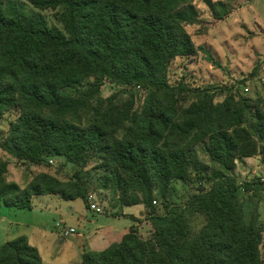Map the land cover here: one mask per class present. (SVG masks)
<instances>
[{"label":"trees","instance_id":"trees-1","mask_svg":"<svg viewBox=\"0 0 264 264\" xmlns=\"http://www.w3.org/2000/svg\"><path fill=\"white\" fill-rule=\"evenodd\" d=\"M25 1L32 11L0 0V124L15 111L5 141L17 157H56L73 171H39L21 185L0 156V207L105 190L115 206L143 204L153 229L145 237L133 225L105 249L85 250L81 264H264L262 182L232 172L243 158L264 161V94L228 89L217 99L216 87L172 72L177 58L198 53L188 26L208 18L197 1L218 20L231 1ZM107 84L118 89L104 96ZM179 180L195 185L183 202ZM0 264L47 263L21 234L0 243Z\"/></svg>","mask_w":264,"mask_h":264},{"label":"rangeland","instance_id":"rangeland-1","mask_svg":"<svg viewBox=\"0 0 264 264\" xmlns=\"http://www.w3.org/2000/svg\"><path fill=\"white\" fill-rule=\"evenodd\" d=\"M22 1L28 10L34 9L28 2ZM230 1L233 5L231 13L220 20L214 19L207 6L197 1L203 16L208 18L207 21L202 22V25L188 26L194 42L199 47L198 53L189 58H177L172 67V72H176L173 78H184L195 87H216L217 99H222L224 95L220 94H226L228 89L243 95V84L246 79L251 78V75L256 74L257 65L261 64L264 57V35L262 34L264 29L262 30L261 25L257 23L259 17L264 18V0ZM44 13L52 21L54 20L52 10L44 11ZM203 25H207L206 31ZM90 80L92 79H85L82 85L86 86ZM251 87L252 91L246 96L256 98L262 92V87H257L255 82L251 83ZM221 88L224 90L221 91ZM117 89V86L107 84L103 87L102 93L108 96ZM142 95H140L141 99ZM15 115V111L7 113L0 124V156L9 161L8 178L25 185L39 171H48L60 178L70 175L73 167L63 165L59 158L53 157V163L35 165L17 157L5 141L9 120L14 119ZM232 172L240 182L259 179L264 188L262 159L253 163L238 161ZM174 187L175 200L183 202L194 190L195 185L189 181L179 180L174 182ZM96 193L102 211L91 209L88 199L86 201L79 197L66 200L52 193L35 196L32 209L1 206L0 218L8 215L9 220L0 226V243L5 241L4 237L9 240L18 235L27 234L31 238V243L39 248L45 262L70 264L71 261L67 260H70L74 254L72 244H81L83 240L96 235L97 230L108 231L112 226H116L123 231V228L127 226L126 218L113 216L118 213L113 211L115 205L110 193L105 190H97ZM260 212L264 221V192L260 193ZM60 219L64 221L67 228L73 226L76 229L64 238L60 237L63 238V245L56 242L59 238L56 221ZM145 219L146 216L141 214L138 222L140 233L146 237L150 235L153 227Z\"/></svg>","mask_w":264,"mask_h":264},{"label":"crops","instance_id":"crops-1","mask_svg":"<svg viewBox=\"0 0 264 264\" xmlns=\"http://www.w3.org/2000/svg\"><path fill=\"white\" fill-rule=\"evenodd\" d=\"M257 23L261 25V27H262L261 29L263 30L264 29V18L263 17L262 18L259 17V19L257 20ZM262 34L264 35V30L262 31ZM262 64H264V57L261 60V64L260 65L259 64L257 65V69L258 70L255 69L256 70V72H255L256 74L251 75V78L249 77L248 79H246V81L249 80L251 83L252 82H255L256 85H257V87H260V86L262 87V88L260 87L262 92H260L259 94H264V83L261 82L258 79V76L260 74V66ZM251 91H252V89H251ZM253 94H255V93H253ZM259 159H262V155L261 154H258V155L252 156V157L243 158L242 160H240V162L241 163H244V161H245V162H248V163H253V162H255L256 160H259ZM136 205L137 206H135V205H128V206H122V207L119 206V205L115 206L113 208V211H115L118 214H116V215L113 214V216H116L118 218L124 217V218L127 219V226H125L123 228V231H120V229L118 227H116V226H112L108 231H105V229H103V230H97L96 231V233H97L96 235L90 237L89 239H87L85 241L83 240V242L81 244H79V245L72 244L74 254H73L72 258L70 260H67V261H71L70 264H81V262H82V254L84 253L85 250H88V249H93V250H102V249H105L112 242L119 241L122 238V236L126 232L129 231V229L131 228V226L136 225L139 228V222H138L139 221V216L141 214L144 215L145 208H144V205L143 204H136ZM33 207H34V198H33ZM107 215H110V214H107ZM7 220H9L8 219V215H3L0 218V226H3V223L5 221H7ZM145 220H148V219H145ZM149 223H150V221H149ZM58 234H59V238L57 239L56 242H59L60 245H63L64 235H61L59 233V231H58ZM27 236H28L29 241L31 243L30 236L29 235H27ZM60 237H63V238H60ZM4 238H5L4 239L5 241L8 240V239H6V237H4ZM53 251H55V250H53ZM43 261H44V259H43ZM45 263H47V264H54V263H51V262H45ZM61 264H66V263L62 262Z\"/></svg>","mask_w":264,"mask_h":264},{"label":"built area","instance_id":"built-area-1","mask_svg":"<svg viewBox=\"0 0 264 264\" xmlns=\"http://www.w3.org/2000/svg\"><path fill=\"white\" fill-rule=\"evenodd\" d=\"M258 79L264 83V64H262L260 66V74L258 76ZM137 88L140 90V95H142V93H144L142 95V97L145 96V89H143L140 85L137 86ZM251 82L249 80H247L244 84H243V93L246 95L248 93L251 92ZM243 94V95H244ZM49 162L53 163L54 162V159L53 157H51L49 159ZM88 202L90 204V208L93 209V210H98V211H102V208H101V205L98 201V198H97V193L96 192H91L89 193L88 195ZM156 202V200L154 201ZM56 225L58 226V229H59V233L61 235H68V234H71L73 232L76 231V229L72 226H70L69 228H67L65 225H64V221L62 219L56 221Z\"/></svg>","mask_w":264,"mask_h":264}]
</instances>
